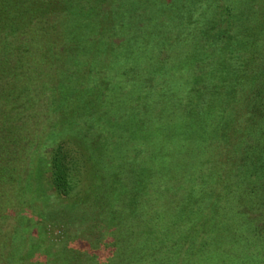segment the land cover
Segmentation results:
<instances>
[{"label":"rangeland","instance_id":"1","mask_svg":"<svg viewBox=\"0 0 264 264\" xmlns=\"http://www.w3.org/2000/svg\"><path fill=\"white\" fill-rule=\"evenodd\" d=\"M56 1L58 14L49 15L46 24L37 23L39 28L52 27L51 18L54 19L58 33L56 45L66 52L63 57L68 58L65 60L68 65H63L65 72L77 80L85 78L86 83L95 85V90L102 93L106 84L109 85L110 76L106 74L105 78L103 73L88 76L87 72L89 63L91 68L100 66V62L93 60L96 54H88V48H95V45L85 41L91 26L97 24L91 25L76 17L90 15L88 10L93 2L73 1L79 13L82 11L73 17L66 15L70 10L67 6ZM22 6L20 1L0 0V87L8 73H17L27 65V46L33 56L48 65L44 60L48 55L42 56V60L37 56L41 50L39 53L34 51L35 45L48 46V38H42L39 44L32 42L34 46L29 44L31 34L24 31L29 15H19ZM256 8L259 15L233 17L244 22L243 28L251 26L258 29L257 32L261 31V35L254 36H259L264 44V0L256 4ZM174 12L170 14L167 27L175 37L180 36L185 41L186 45L179 48L186 49L182 50L184 54L180 59L174 62L168 59L164 64L167 81L160 86L161 94L151 99L155 107L143 108L144 98L138 99V104L128 103L131 95L110 86L100 103L101 109L98 110V105L92 111L88 109L91 112L89 119L95 118L97 125L81 129L90 147L83 149L88 160V174L80 184L81 191L71 196L53 191L48 185L49 180L45 179L48 178L47 163L41 171L43 188L28 191L33 198L27 196L23 203L17 199V205L0 212V264H264V190H258L259 193L254 194L256 202H252V183L248 179V174L255 169L253 158L250 161L249 157L258 151L250 145V128L244 124L239 126L238 121L241 116L244 120L250 115L248 88L245 86L243 92L236 88V97L231 91L241 77L240 74L235 76L238 68L229 75L230 80L235 79L231 86L228 85L230 80L223 81L224 77L220 75L227 61L223 58L222 43L214 44V37L222 30L212 27L221 15L213 18L205 15L203 10L201 15L185 13L179 17ZM105 13L109 21L101 27L105 26L107 33L117 35H128L126 32L130 31L123 18L133 20L131 28L136 30L141 17L156 15L152 11L148 12L150 15L139 12L137 15H112L110 6ZM98 15L103 14L99 12ZM177 16L178 20L184 19L183 24L178 20L175 24ZM114 20L118 22L115 26ZM10 22L18 27L12 28ZM163 24L160 19L154 29ZM259 24L263 26L259 27ZM248 29H238L237 32L245 33L231 36L229 45L249 48ZM65 31L68 35L61 34ZM94 35L91 33L88 38L95 39ZM119 39L106 40L108 47L117 43L126 50L125 39ZM172 42L178 44L174 39ZM170 49L172 47L163 49L158 60H163ZM56 50L52 48L53 53L58 52ZM58 55L59 68L61 59ZM35 61L33 57L29 62ZM245 61V57L240 60L237 57L236 65L244 66ZM118 62L103 63L116 72L125 67H119L122 62ZM190 67L197 72L194 76L188 72ZM231 68L229 66L227 71ZM137 73L128 75L138 81ZM192 78H196L195 81ZM163 80L158 79V82ZM166 83L175 90L164 92ZM227 92H230V98ZM231 97L240 100V107L227 110L226 122H220L215 109H219L220 100L224 98L233 107L236 102L231 101ZM200 101L202 107H199ZM243 110L246 114H242ZM74 119L76 122L78 117ZM242 142H246L245 149H237ZM48 143L45 140L40 146ZM23 145L25 150L20 157L26 164L31 160L26 157V152L37 145L33 142ZM90 159L96 163L95 169H101H98L100 178L97 180L93 177L95 172ZM40 161V158H32L30 168H38ZM261 162L264 168V155ZM11 179L16 181V178ZM25 180V189L31 187L29 177ZM49 202L52 206L45 210ZM5 234L8 237H4Z\"/></svg>","mask_w":264,"mask_h":264},{"label":"trees","instance_id":"2","mask_svg":"<svg viewBox=\"0 0 264 264\" xmlns=\"http://www.w3.org/2000/svg\"><path fill=\"white\" fill-rule=\"evenodd\" d=\"M9 1H20L21 5L24 6H22V11H19V15H29L26 20L27 25L24 27V31H26L25 33L28 32L29 35H35H30L31 41H29V44L32 45V42L34 44L38 42L39 44V42H42V38H48L46 41L48 46L35 45L34 47V51L38 50V53L41 50L40 54L37 55L38 58L40 57L43 60V57L48 55L46 59L44 58L48 65H43L40 59L33 56L29 49L30 46H27L26 50L29 54H27V65L25 68L22 67L23 69L21 68L22 70L17 73H8L1 84L2 87H0V212L2 211L3 213L5 209L11 207V205H17V199L23 203V201L26 202L25 198H27V196L33 198L34 195L30 192L35 191L34 188H36V190L43 188L42 180H40L43 175L41 171L45 169L47 163H49V169L47 171L48 178L45 179L49 180L48 185L51 186L53 191L63 192L66 196H71L81 191L80 184L84 182L88 174V160L83 149H90L89 144L86 142L88 139L85 138V134L81 129L83 127L97 125L95 118H91L92 120L89 119L91 114L89 110L91 109L92 111L95 105H98L96 107L101 106L100 103H102V98L104 94L109 91L110 86L115 87V89H121L125 95H131V99L127 101L128 103L132 102L138 104V99L144 98L141 103L143 108L151 109L155 107L151 99L161 94L160 91L162 89L160 86L167 81V79H165L166 70H164V64L168 62V59L170 62L180 59L184 54L183 51L186 49L179 48L182 45H186L185 41H182L180 36L175 37L173 32L171 33L167 27L170 22V14L174 11V13H176L175 15H179V17L185 15V13L190 15H201L203 10L205 15H212L213 18L217 15H221L220 18H217V21H215L212 27H219V29L222 30L220 35L218 34L214 37V44L218 46L222 43L223 58L224 61H227V64L222 66L225 67V69L222 68L223 74L220 75L224 77L223 81L230 80L231 77L229 78V75L238 68L235 76L238 77L240 74L241 77L238 81L232 79L236 84L233 85L231 91L236 97V88L238 91L243 92L246 86L248 88L247 94L250 98L247 106V110H250L248 119L246 116L243 120V116H241L238 121L240 120L239 126L246 125V128H250V145L258 151L256 155L249 157V160L253 158L252 161L255 163V169L248 174V179L252 183L251 192L253 197L251 200L252 202H256L255 196L259 193L258 190H264V168L260 165L262 164V155H264V44L260 42L259 36H254L261 35V31L257 32L258 29L251 26H249V29L246 28L247 26L243 28L244 22H240L239 18L238 20L235 19L233 15H259V12L257 13L258 8H256V4H261L262 0H248V4L247 0H90L93 2L91 4V9L88 10L90 15H84L83 17L81 15H76V17L79 21L86 20L85 22H89V24H97L96 26L90 25L91 33L95 34V39H91L93 40L91 43V40L88 38V36L91 35V33H89L85 41L90 42L88 44L95 45V48H88V54L92 55V53H95L96 57H93V60L100 62V66L91 68V64L89 63L87 72L88 76L92 74L101 76L102 73L105 74V78H107L106 74L110 76L109 85L108 83L106 84L107 86H105V89L103 88L104 91H102V93L95 90V85L91 86L89 83H86L87 80H85V78L77 80L74 76L68 74L67 71L65 72L63 65H68V63L65 64L67 56L64 58L63 56L66 52L60 51L59 46L56 45L58 33L55 29L54 19L51 18L54 23V28L49 25V28L40 29L41 27L39 28L37 24L41 21L46 24L51 15L58 14V11H56L57 4L55 5V3H57L56 0ZM59 1L64 6H67L68 10L70 9L66 12V15H73L74 17V14L82 13V11L79 13V9L76 6L77 4H75L74 7V2L76 0ZM174 2H176L175 5ZM109 6L112 10V15H118V13L120 15H137L138 12L141 15H147L150 11L155 12L156 15L148 14L150 16L145 18L141 17L136 30L134 27L131 28V24H134L132 23L133 20L130 21L127 18H123V23L128 24L127 29H129L130 26V31L128 32L127 30L126 33L128 35H117L112 32L107 33L108 29H106L105 26L101 27L105 22L109 21L108 15L105 13L109 11ZM243 6H246V8L244 9ZM99 12L103 15H98ZM156 16L158 19H155ZM160 19L162 23H164L162 25L163 27L157 26V28L154 29V25H156ZM178 19V16L174 19L176 20L175 24H177ZM182 20L183 21L178 20L180 24H183L184 19ZM13 22H15V20H13ZM13 22H10L12 26L14 25ZM114 22L113 26L118 24L116 20H114ZM43 23H41V25ZM120 25L123 26L121 23ZM146 25L150 27H146ZM187 25H192V22H187ZM258 26L262 27L263 24H259ZM16 27L18 26L16 25L12 28L15 29ZM238 29L244 31L248 29L249 45H251L249 48L232 47L233 45H229L231 44L229 42L231 36L233 37L240 33L241 36H243V33H245L237 32L239 31ZM177 33L178 35L180 34L179 32ZM61 34L68 35V31L62 32ZM113 37L120 38L118 41L125 39L123 42L127 44L125 47L127 49L124 50L121 48V45L117 46V43L108 47V42L106 40H110V38L113 39ZM173 39L178 43V46L173 45ZM111 42L113 41H110V43ZM226 46H231V48L229 47V49H226ZM53 47L57 48L56 51L58 52L53 53ZM168 47H172V49L169 50V54H167L163 60H158L161 51ZM236 53L237 55L235 57ZM57 55L61 59L59 68L57 65ZM33 57L37 61L33 63L29 62ZM237 57L239 60L240 57H245L247 61L242 64L244 66H240L239 64L236 65ZM88 58L85 60L87 65L88 61H90V58ZM117 61H119L118 63H120V61L122 62L120 65L118 64L119 67L125 66L123 70H116L115 72L113 69L110 70L105 67V63H103L116 62L117 64ZM216 65L219 66L220 64L217 63ZM229 66L233 67L229 70L230 72L227 71ZM194 67L188 68L190 76H194L197 73ZM136 72H138L137 74L139 75L138 81L128 75L130 73L136 74ZM226 72L228 76H226ZM117 75L119 78H117ZM161 78L164 80L158 82V79L160 80ZM195 79L196 78H192V81H195ZM232 80H230V82ZM164 85L166 89L164 92L168 93L170 90H175L170 83ZM228 85L231 86L232 82ZM131 91L136 93L133 95ZM138 91L141 92L140 95H135ZM229 93L227 92L226 95L230 98L228 95ZM81 94L83 95L82 97ZM77 95H80V97ZM132 96H139L140 98H132ZM235 97H231L230 99L236 102L233 107H230L229 100H225V98L219 99L222 104L219 109L217 108L215 110L219 114L217 118L220 122H226L225 114L228 113L227 110H232L236 106L239 109L240 104L238 101L240 100L235 101ZM196 99L198 98H195V100ZM201 101L199 102V107H202ZM194 107H197V105H194ZM100 109L99 107L98 110ZM243 113H245L244 110L242 111V114ZM44 115L47 117H44ZM233 116L232 118H234ZM74 117H78L76 122L74 121ZM31 137L35 138L36 141ZM25 140L27 142H25ZM45 140L49 141V143L40 146ZM32 142L37 146L28 149L26 157L31 160H27L26 164H24L20 157L23 155L22 153H24L23 150H25L23 144L28 145ZM245 144L246 142H242L241 145L238 144L237 149H245ZM259 144L262 146H258ZM47 146L49 148L46 150ZM88 157L92 158L93 156ZM32 158L33 160L40 158L41 161L38 163V168H30ZM90 161V165L94 168V164L96 163L92 161V159H90ZM41 166H44V168L40 169ZM257 167L261 170L257 169ZM98 169L100 168H94L95 173L93 177L95 180L100 178ZM25 177H29V182L32 181L31 187H27L26 189ZM11 178H16V181ZM32 187L33 189H31ZM51 204L52 202H49L45 210H49V207L52 206ZM34 206L35 205H33V207ZM3 216L4 215L1 214V217ZM7 235L8 234H5L3 236L8 237ZM30 246L31 245L28 247L30 248Z\"/></svg>","mask_w":264,"mask_h":264}]
</instances>
